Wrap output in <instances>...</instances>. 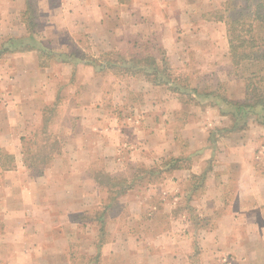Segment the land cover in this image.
Instances as JSON below:
<instances>
[{
    "label": "crops",
    "instance_id": "crops-1",
    "mask_svg": "<svg viewBox=\"0 0 264 264\" xmlns=\"http://www.w3.org/2000/svg\"><path fill=\"white\" fill-rule=\"evenodd\" d=\"M223 1L225 0H72L65 4V9L59 10L60 13L52 12L50 20L38 28L32 18L28 20L25 18V13L29 11L28 0H0V45L9 37L24 38L18 41V45L15 43L14 46L17 48L12 49V46L11 51L0 55V65H2L0 66V122L6 126L5 132L0 126V251L5 242L13 245V251L7 254L10 264H73L71 255L67 253L63 225L70 223L71 217L74 216L72 214L86 215L99 210L107 203L110 195L106 188L101 187L95 178L89 175L92 170V160H98L100 157L97 156L98 151H92L89 155L88 151L83 150L82 145H74L68 149V144L65 143L66 151L65 148H61L62 151L59 149L60 151L53 154L40 172L29 167H16L14 164L9 167L4 166L1 154L6 151L13 160L14 157L22 154V138L26 132H29L32 120L37 116L32 82L37 78L44 82L48 80L44 68L39 63L38 54L41 49L48 45L56 52L63 48L65 50L67 43L63 41V36L67 33L64 31L72 28L84 31L101 51L118 49L121 45L130 44L128 43L130 38H124L123 33L126 36L137 33L141 37L145 33V40L148 39L147 42L152 44L153 38H148L152 35V31L162 29L172 32L180 28V25H173L174 16L185 15L183 19L185 25L182 28L196 30V18L202 20L205 19L204 15L214 14ZM38 2L41 3L43 10L47 12L51 10L48 1ZM19 13H21L20 18H18ZM209 21L222 22L212 18ZM223 23H221L223 27L220 28L226 35ZM30 35L34 39L32 43L29 39ZM134 41L135 39L132 40L133 43ZM21 42L27 44L19 47ZM221 42L228 55L227 37H222ZM173 44L169 37L161 40V45L164 47ZM61 54L68 58L71 55L66 52ZM64 62L69 64L70 60ZM77 62L78 70L85 72L83 86L79 92L80 104L77 106V110L81 109V113L78 114L83 118H81L84 124L83 132L88 131L84 141L90 142L95 137L96 146L101 143L102 148L105 145L103 148L105 155H102L100 149L99 155L105 156L104 160L110 159L120 164L123 155L118 153V148L125 145L126 132L116 124L113 115L110 119L101 118L103 112L107 111L103 109L101 103L99 104L102 87L95 77L94 69L83 59ZM240 80L242 81L241 78ZM124 89L117 88L116 95L121 98L126 93ZM55 92L53 91V100L56 99ZM243 94L242 87L241 99L236 101L242 100ZM168 96L175 101L172 107H169L165 101L162 102L160 99L155 101L153 96H147V102L142 106L146 112L141 115L143 121L142 126L139 127L144 137L141 140V136L135 130L132 134L137 145L131 144L130 148L134 147V150L129 155L133 154L135 156L133 158L142 159L144 163H151V165L145 164L146 168L160 167L159 163L166 154L164 148L170 146L172 149L174 146L166 137L175 131L172 129L174 121L169 115L181 109L182 104L177 102L175 94ZM146 119L153 131L148 130ZM252 123L259 124L253 119L247 121V128H251L249 125ZM210 124L211 122L204 120L203 126L198 128L199 122L195 117L188 116L183 125L185 128L179 129L183 138L193 136L192 140L197 148L205 151L203 160L207 166L204 167L200 162L192 159L189 167L167 172L171 175L170 180L173 184L171 193L178 190L184 192L185 203L196 206L197 210L193 209L196 214L193 217L191 212L189 214L197 222H204L206 225L214 213L216 214L213 228H206L205 225L197 226V233H204L201 236L203 243L201 254L205 261L223 255V260L225 258L230 260L229 264H264V173L257 171L255 166L263 161L262 151L253 149L254 139H257L256 134L251 137L246 136L244 130L226 132L218 152L219 161L217 165L209 167V158L212 157L210 150L213 145L209 147L210 138L207 137L208 133L205 130L207 126H211ZM231 124L232 120L229 117V123L225 124V127ZM90 127L94 131H91ZM110 128L117 131V134L110 133ZM197 130L203 134L201 136L197 134V137L195 135ZM108 136L110 142H107ZM178 155L174 153L173 156ZM220 162L226 167H220ZM167 173L161 172L165 175ZM109 174L112 176L114 173L109 170ZM211 174H214L212 186L207 183ZM193 175L196 178H193ZM194 179H198V182L194 183ZM189 180L192 182L189 183ZM138 182L128 181L130 184L124 194L126 198L121 201L128 210L127 219H131L136 226L141 227L142 222L154 219L151 217L153 212L154 215L169 213L179 197L165 200L158 211L153 206L147 212L150 217H144L139 211L130 210L135 204L146 206L136 193L131 194V192L133 190L138 192V186L153 185V182ZM136 183L137 185L134 186ZM198 196L200 197L197 198ZM115 203L114 200L111 206ZM185 214L184 212L183 215ZM93 219L95 234L91 236L92 238L90 235L87 236L86 243L82 242L84 240L81 241L86 244L80 249V254L83 255H94L96 252L95 241L99 233V223L96 216ZM104 227V236L107 240L99 247L101 257L113 255L119 248H123L125 264H184V262L187 264V254H184L186 258L184 261L182 249L177 245L175 251V243L169 245L173 251L168 254H172V257L169 258L168 254H164L165 252L162 251L164 243L161 240L166 238L165 236L161 239L159 235H146L144 238L148 243H144L139 237L140 232L136 233L135 229L128 226L124 230L114 231L108 230L106 223ZM110 233H114V238L109 239V236H112ZM165 243H168V240L165 239Z\"/></svg>",
    "mask_w": 264,
    "mask_h": 264
},
{
    "label": "rangeland",
    "instance_id": "rangeland-1",
    "mask_svg": "<svg viewBox=\"0 0 264 264\" xmlns=\"http://www.w3.org/2000/svg\"><path fill=\"white\" fill-rule=\"evenodd\" d=\"M38 1L40 0H28L29 13L25 15V18L27 20L32 18L35 25H38V28H41V26H43L46 21L50 20V17L53 14L52 12L60 13L59 10L65 9V4L68 2L70 3L72 0H46L48 1V5L51 9L48 12L43 10L44 8H41V3L39 4ZM235 1L238 4L243 3V0ZM20 14L21 13L18 14V18H20ZM211 16L212 15L210 14L204 15L205 19L202 20H197L196 18L197 29L195 30L194 28H182L185 25L183 23L185 15H177L174 16L175 20H173L172 23L173 25L175 24L174 26L180 25V28L175 29L172 32L162 29L152 31V35H149L148 37L153 38L152 44L148 43V39V42L145 40V33L143 34V37L137 33L129 34L128 36L123 33L122 36L124 38H130V40H128V43L130 44L125 46L121 45V47L118 49H109L106 51H101L98 49L93 39L89 37L84 31L73 28L69 31L65 30L64 33H67L63 36V41L67 43L65 50H63V48L61 50H57L56 52L47 45L46 49L51 51V53L47 54V52L41 51L38 54L40 66L44 68L43 71H45V75L48 80L47 82H44L40 78L33 79V100L35 109L37 110V116L33 118L29 132H26L25 136H23L24 140L22 141V154L16 156V158L14 157V160L8 152L6 153V151L1 154L3 157L2 160L4 162V166L9 167L14 164L16 167H27L24 160L25 156L28 157L29 154H32L38 150H40L41 154H45V152H47L46 147H38V144L44 142L43 139L45 136L40 131L42 130V126L45 122L47 132L51 133L58 140L57 148H65L66 151L65 143H67L68 149L74 145H82L83 150L88 151L89 155L92 151H98L97 156L100 157L98 160H92L93 165L91 164L92 170L89 173L90 176H93V174L97 173H109V170H112V174L114 173L113 176L119 174L129 176L136 170H138L139 173L146 168L145 164L151 165V163L149 164L148 162L144 163L142 159L140 160L133 158L135 157L133 154H131V156L129 155V153L134 150V147L130 148L131 144L137 145L134 138H132L134 130L141 136V140L144 137V133L139 131V127L142 126L143 121L141 115L146 112L145 109H142V106H145L148 99L147 96L150 95L153 96V100L157 101L160 99L162 102L165 101L169 107H172L175 101L171 99V96L168 95L174 94L177 102L182 104L181 109H178L175 114L171 113L169 115V117L174 121V127L172 129L175 131L173 134H170L166 137L172 141L171 143L174 146L172 149L170 146L164 148L166 154L165 157L160 161L159 165H162L166 159L170 158L174 155V153H176V155L182 154L183 157H187V159L183 161L184 164L193 159L197 162H200L202 166H207V163H205L203 160L205 151H201L202 149L197 148V145L192 140L193 136L191 138H183V134H181L182 132L180 133L179 129L185 128L183 125L186 122L188 116H192L193 118L195 117V120L199 122L198 128L203 126L204 120L211 122V126H207V129L205 130L208 133L207 137L210 138L209 147L213 145L212 149L210 150V155L212 157L209 158V167L217 165L216 163L219 161L218 152L220 151V147L223 142L222 137L226 132H228L227 130L221 129H228V126L225 127V124L229 123V117L222 114L223 112L219 105L210 102L211 96L206 98L202 95L191 96L186 93L173 94L168 86L164 84H156L154 80L161 78L162 74L160 76L158 75V77H147L144 71L148 69L149 66L145 62L139 63L133 60L136 58L143 59L148 55H154L160 59L162 56L161 54L165 53V58L168 61L170 71H173V73L171 72L170 76L172 75L176 82L183 80L184 77L187 78V81L185 82L188 83V87L195 86L197 87L198 91H203V93L214 91L217 94V98H219V100L220 98L225 99L224 101L230 99V101L233 102L241 99L243 87L242 81L240 80V77L235 74V68L232 66L229 56L226 54L225 47L221 42L222 37L225 36L226 38L223 29L221 32L220 27H223L221 24L222 22L213 23L209 21ZM167 37H169L170 40L174 42V44L170 47H164L161 45V40ZM133 39H135L134 43L132 42ZM182 42L185 44H182ZM159 44L161 46H159ZM159 47L162 49L158 52ZM52 50L55 53L52 52ZM62 52L73 54L70 55L71 60L69 64L64 62L63 56L56 55L61 54ZM81 59L84 61H90L91 59H94L96 64L107 60L115 62L117 61V63L114 65V68L108 66V68L103 69L93 67L91 63H87L94 69L95 77L98 78L99 84L102 87V97L99 100V104L101 103L103 109L107 111L103 112V117L101 118L110 119V117L113 115L117 122L116 124L120 125L121 128L126 132L127 138L125 140V145L123 144L120 146V148H118V153L123 155V161L120 164H117V162L110 159L104 160L105 156L103 157L102 155H105L103 150L105 145H103L102 148L100 147L101 143L96 146V143H94L96 140L95 137L94 139H91V141L90 138H88L90 142L84 141V137L87 138L88 131L83 132V118L82 115L78 114L79 112L81 113V109H79L80 111L77 110V106L80 104L79 92L81 90V86H83L82 81L85 74V72H80L76 66L78 63L77 60L80 61ZM122 62H129V67L133 68L137 75L131 76L130 74H115L120 71L121 67H124ZM158 63L160 62L158 61ZM150 66L152 67V65ZM141 68L143 70H139ZM159 68L161 67L159 66ZM163 73L165 74V72ZM47 87L49 88L47 89ZM119 87H123L125 88L124 90H126V93H124L121 98L116 95L117 88ZM53 91H56V99L54 100L52 99L54 96ZM220 106L223 107L222 101L220 102ZM146 109L150 108L146 107ZM259 112L261 114V116L259 114L260 119L264 121V111ZM253 119L256 120L254 115L248 117V121ZM145 121L148 123L146 124L149 127L148 130L153 131V128H150L151 126L148 120L146 119ZM166 123H168V120ZM0 126L5 132L6 126L3 122H0ZM162 126L164 127V125ZM249 126H251V128H247L246 125L242 130L245 131L246 136L256 134L257 139H254L255 146L253 149L262 151L263 161H260L259 164H255V166H257L256 170L263 174L264 122L257 125L252 123ZM242 130L239 132H242ZM91 131L94 130L91 128ZM110 133L116 135L117 131L111 129ZM197 134L201 136L203 133L200 130H197L195 135L198 137ZM108 138L109 136L106 138L107 142H110ZM24 148H26L28 151L25 154L23 153ZM99 149L102 155H99ZM220 163V165L218 164L220 167H226L223 162ZM35 171L37 170L35 169ZM135 175H137V172ZM213 176L214 174H211L207 180V183H209L211 186L213 185ZM147 179L148 178L145 177L144 179H138V181L142 183L143 181H148ZM151 179L154 180L152 183L153 185L149 184L145 187L138 186V192H135L134 190L131 192V194L136 193V195L145 202L146 206L144 204H135L131 206L130 210L132 209L139 211L145 217L148 216L147 212H149V209H151L153 206H155L156 211H158V208L160 209L162 206L161 203H163L165 200H172V198L178 196L179 198L176 200V205L170 208L169 213L165 212L166 215H154V212L150 211L151 213L153 212L151 217L154 219L150 221H144L146 219H143L144 222L141 223L140 227L136 226V224L133 223L131 219H127L128 210L125 208L124 202L121 201V199L126 198V195H122L121 197L119 196L115 200L116 203L108 208L105 215V222L108 230H124L128 226L133 230L135 229L136 233H138V231L140 232L139 237L144 243H148V240L144 238L146 235H159L160 238L165 236L166 238H161L162 243H164V246L162 247V251L165 252L164 254L167 255L169 252L171 253L173 249L169 245L175 243L174 245H176V248L174 249L177 251V245L181 247L182 259H184V261L186 259L184 254H187V264H229L230 260L227 258L223 260V255H219V258L215 257L213 260L205 261L204 256L201 254L203 249L201 236L204 233H197V226H204L205 223L197 222L192 219L193 215L196 214L193 209H197L196 206H193L192 204L191 206L190 203H185V198L183 197L184 192L182 193V191L178 190V192L176 191L171 193V191H173V184L170 180L171 175H169V173L166 175L159 174V176L153 177ZM136 180L137 179H134V181ZM138 181L137 183H139ZM190 182L192 181L189 180V183ZM193 182L197 183L198 179H194ZM137 183L134 186H136ZM163 190L164 192H162ZM243 196L246 195L243 194ZM199 197L200 196L197 198ZM100 209L101 208H99V210ZM99 210H94L86 215L72 214L74 216L71 217L70 223L63 225V236L67 242V253L69 252V254H73V257L78 263L82 260H79L77 257L83 255L80 254V249L86 245H84L82 242L86 243L87 241L85 239L88 238L87 236L90 235L91 237L95 234L93 217L100 212ZM184 212L186 213L185 215H183ZM190 212L192 213V217L189 214ZM215 218L216 214L214 213L208 224L205 225L206 228H213L215 226V221L213 220ZM110 234H112V236L110 235L109 239L114 238V233ZM165 239L168 240V243H165ZM12 248L13 245L11 243L5 242V245L0 251V264H10L7 254L8 252L13 251ZM171 255L172 254H168L169 258L172 257ZM125 259L126 257L123 248H119L113 255H102L99 264H125Z\"/></svg>",
    "mask_w": 264,
    "mask_h": 264
},
{
    "label": "trees",
    "instance_id": "trees-1",
    "mask_svg": "<svg viewBox=\"0 0 264 264\" xmlns=\"http://www.w3.org/2000/svg\"><path fill=\"white\" fill-rule=\"evenodd\" d=\"M29 13L26 12L27 15ZM26 17V16H25ZM30 18V16H29ZM211 18L216 21H222L225 24V32L228 42V55L232 66L235 68L237 76H239L243 81V99L240 101H224L225 99L217 98V94L213 92L198 91L197 87H188L187 78L183 77V80L175 81V78L170 76L171 72L168 65V61L165 58V53H162L161 58L157 56L148 55L146 58L133 59L139 63L145 62L149 68L144 71L145 75L148 76H160L161 78L154 80L156 84H164L168 88L177 94L186 93L191 96H211L212 103L219 105L222 110V114L227 115L232 120V124L227 127L228 129L222 128L221 130L227 131H237L242 130L247 125L248 117L254 115L257 122L263 123L260 119V112L264 111V0H243L242 4H238L235 0H225L220 4L219 9L212 14ZM24 38H6L0 45V55L4 52L11 51L10 47L17 48L14 45H18V41ZM29 39L31 43L34 41L33 37L30 35ZM16 43V44H15ZM27 43H22L19 47L25 46ZM32 45V44H31ZM159 47L158 51H161ZM40 51V50H39ZM42 52L51 53L46 48L41 49ZM40 51V52H41ZM72 54V53H71ZM63 56V60H71L65 55L56 54ZM73 55V54H72ZM68 58V59H67ZM158 61L160 63H158ZM91 63L93 67L99 69L113 67L117 61H104L102 63L96 64L94 59L90 61H85ZM107 64V65H105ZM124 67H121L120 71L115 74H130L131 76L137 75L136 71L129 67V62H122ZM152 65V67L150 66ZM159 66L161 68H159ZM139 70H143L142 68ZM169 70V71H168ZM165 72V74L163 73ZM182 81V82H181ZM179 82V83H178ZM223 102V107L220 106V102ZM226 102V103H225ZM225 103V104H224ZM225 108V109H224ZM260 114V116H259ZM44 134L43 143L38 144V147H46L47 152L41 154L40 150L29 154L28 157L25 156V164L29 168L36 169L38 172L41 171L43 166H45L49 160H51L53 154L59 151L60 147L57 148V138L46 130V124L44 122L42 130L40 131ZM212 135V134H211ZM24 140V138H22ZM26 148L23 149V153H27ZM41 154V155H40ZM187 157H183L182 154L178 156H171L166 159L160 167L145 168L138 173V170L134 171L131 175H115L111 176L109 173H97L93 174V177L97 183L106 188L107 192L110 194L108 196L107 203L101 207L96 214L98 227V236L95 241L96 252L94 255H81L77 258L79 261L71 255V260L73 264H99L101 260V254L99 247L103 244L107 237H105V214L108 208L111 206L112 202L116 200L119 196L125 194L127 187L134 179H144L147 177L149 182H153L151 178L159 176L161 172H170L176 168H187L190 166V160L186 164L183 163ZM137 172V175L135 173ZM193 178H196L193 175ZM133 183V182H132ZM84 261V262H83Z\"/></svg>",
    "mask_w": 264,
    "mask_h": 264
}]
</instances>
